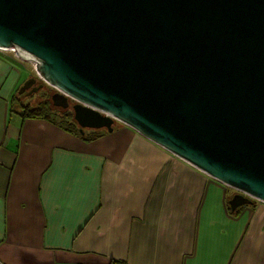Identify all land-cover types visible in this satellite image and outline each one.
Instances as JSON below:
<instances>
[{
	"label": "water",
	"instance_id": "obj_1",
	"mask_svg": "<svg viewBox=\"0 0 264 264\" xmlns=\"http://www.w3.org/2000/svg\"><path fill=\"white\" fill-rule=\"evenodd\" d=\"M12 48L80 134L121 123L264 204V0H0Z\"/></svg>",
	"mask_w": 264,
	"mask_h": 264
},
{
	"label": "crops",
	"instance_id": "obj_2",
	"mask_svg": "<svg viewBox=\"0 0 264 264\" xmlns=\"http://www.w3.org/2000/svg\"><path fill=\"white\" fill-rule=\"evenodd\" d=\"M15 64L0 53V264H264L263 203L231 215L236 191L121 123L86 142L22 119Z\"/></svg>",
	"mask_w": 264,
	"mask_h": 264
},
{
	"label": "trees",
	"instance_id": "obj_3",
	"mask_svg": "<svg viewBox=\"0 0 264 264\" xmlns=\"http://www.w3.org/2000/svg\"><path fill=\"white\" fill-rule=\"evenodd\" d=\"M20 96L13 95L11 104L13 107L14 102L16 101L18 103V110L17 113L20 115L22 119H43L46 121L51 122L52 124L60 127L64 131L73 134L74 136H77L83 141L91 142L93 140H96L102 136L105 135L106 130H91L87 129L89 132H86L85 129L83 130V134H80L79 132V126L75 122L73 118V110L71 108L67 110L55 108L52 105L51 102V94H49L48 98L41 99L40 101L36 102V104H29L20 102ZM71 110V111H70ZM236 193V192H235ZM234 193V194H235ZM231 198H229L230 200ZM228 200V202H229ZM257 203L255 200L249 199V202L244 206H254V204ZM228 206V203H227ZM238 207L237 209L231 211L229 206L228 209L230 211V214L233 216H237L241 209L244 207ZM109 264H125L124 262L119 261H111Z\"/></svg>",
	"mask_w": 264,
	"mask_h": 264
},
{
	"label": "rangeland",
	"instance_id": "obj_4",
	"mask_svg": "<svg viewBox=\"0 0 264 264\" xmlns=\"http://www.w3.org/2000/svg\"><path fill=\"white\" fill-rule=\"evenodd\" d=\"M0 53L2 55L6 56V57H10V58L16 60L18 63L21 64V65L15 64L17 70L19 72H22V74H23L22 80L18 83V90L19 91L22 88V86L24 85V83L26 82V79H27L26 73L27 72L29 73V76H32V78H34V79H37V77L35 76V74H36V72H35V63L32 60L30 61L28 59L17 58L15 52L13 53V52H10V51H0ZM37 81L40 82L39 80H37ZM44 85H45L44 88H42L41 90L39 89V91L33 93L30 96H28L27 93L19 94L20 95V97H19L20 98V102L22 101L24 103L27 102L29 104L31 103V104L35 105L36 102L40 101L41 99L48 98V96L51 93V91H54V90L50 86H48L46 84H44ZM13 110H15V111L18 110V103L16 101L14 102V109ZM91 130H96V129H91ZM98 130H102V129H98ZM85 131L89 132L90 130L88 131L87 129H85Z\"/></svg>",
	"mask_w": 264,
	"mask_h": 264
},
{
	"label": "flooded vegetation",
	"instance_id": "obj_5",
	"mask_svg": "<svg viewBox=\"0 0 264 264\" xmlns=\"http://www.w3.org/2000/svg\"><path fill=\"white\" fill-rule=\"evenodd\" d=\"M31 78H32V76L28 75L26 80H29ZM37 80H39V79L37 78L35 80V82L33 83V85L29 89H27L24 93H27V95L30 96V95H32V93L30 94L29 92L32 91L33 89H36L37 87H39V89L41 90L42 88L45 87V85H44V83L42 81L39 80L40 82H38ZM39 89L37 91H39ZM37 91H35V92H37ZM35 92H33V93H35ZM54 93H55L54 91H51L50 94L52 95ZM73 105H74V102L69 100L68 101V107L66 109H63V110H67V109L71 108ZM55 108H59V107H55ZM59 109H62V108H59Z\"/></svg>",
	"mask_w": 264,
	"mask_h": 264
},
{
	"label": "bare ground",
	"instance_id": "obj_6",
	"mask_svg": "<svg viewBox=\"0 0 264 264\" xmlns=\"http://www.w3.org/2000/svg\"><path fill=\"white\" fill-rule=\"evenodd\" d=\"M4 51H10V52H15V54H16V50L15 49H8V50H4ZM17 55V54H16ZM22 56H26L28 59L30 58V55H28L27 53H22ZM17 92H16V94L18 95V96H20L19 95V90L17 89L16 90Z\"/></svg>",
	"mask_w": 264,
	"mask_h": 264
},
{
	"label": "built area",
	"instance_id": "obj_7",
	"mask_svg": "<svg viewBox=\"0 0 264 264\" xmlns=\"http://www.w3.org/2000/svg\"><path fill=\"white\" fill-rule=\"evenodd\" d=\"M0 51H4V50H0Z\"/></svg>",
	"mask_w": 264,
	"mask_h": 264
}]
</instances>
